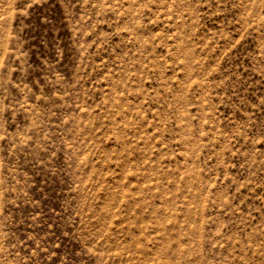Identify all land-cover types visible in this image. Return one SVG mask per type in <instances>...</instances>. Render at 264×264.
Here are the masks:
<instances>
[{
    "label": "rangeland",
    "instance_id": "1",
    "mask_svg": "<svg viewBox=\"0 0 264 264\" xmlns=\"http://www.w3.org/2000/svg\"><path fill=\"white\" fill-rule=\"evenodd\" d=\"M0 264H264V0H0Z\"/></svg>",
    "mask_w": 264,
    "mask_h": 264
}]
</instances>
